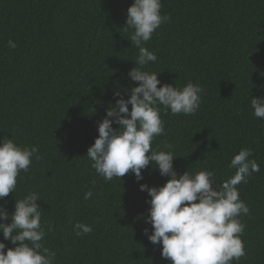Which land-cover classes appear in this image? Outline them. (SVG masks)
Masks as SVG:
<instances>
[{
    "label": "trees",
    "instance_id": "obj_1",
    "mask_svg": "<svg viewBox=\"0 0 264 264\" xmlns=\"http://www.w3.org/2000/svg\"><path fill=\"white\" fill-rule=\"evenodd\" d=\"M132 3L0 0V143L13 138L42 157L33 158L0 205L7 201L11 215L16 200L39 196L42 225H54L51 232L45 225L42 243L56 253L55 264H171L162 245L144 235L152 232L145 222L151 197L140 191V184L158 188L170 177L150 164L139 182L134 174L106 182L86 156L107 110L138 86L128 76L139 55L128 40L134 30L126 28ZM161 3L169 20L144 45L157 56L144 70L159 74L162 84L192 82L204 91L195 115H172L160 106L165 132L152 149L173 153L178 176L212 171L217 189L235 174L232 158L252 150L260 171L237 185L250 213L239 217L246 255L233 264H264V119L251 107L252 98H264V0ZM78 222L92 232L76 236ZM0 242L5 251L16 247L2 233Z\"/></svg>",
    "mask_w": 264,
    "mask_h": 264
},
{
    "label": "clouds",
    "instance_id": "obj_2",
    "mask_svg": "<svg viewBox=\"0 0 264 264\" xmlns=\"http://www.w3.org/2000/svg\"><path fill=\"white\" fill-rule=\"evenodd\" d=\"M161 8V0H133L128 8L126 28L134 30L128 40L139 50L135 67L128 76L138 86L131 88L127 100L121 97L107 110L106 118L98 125V138L86 156L106 182L113 178L120 180L126 174H134L139 182L144 178L142 170L150 164L158 169L161 177H170L158 188L140 184V191H146L151 197L145 222L151 224L152 232L149 234L145 229L144 235L153 245H162V258L171 264H233L246 255L241 239L245 225L239 217L250 213L239 198L237 185L246 184L252 173L260 171V166L255 159H250L251 149H241L230 163L235 174L217 189L212 171L195 174L185 171L178 176L173 167L176 159L173 153L152 149L155 137L165 132L160 106L172 115H195L204 91L192 82L183 88L162 84L159 74L144 70L149 63L157 61V56L144 45L169 20L168 15H161ZM8 46L15 49L17 45L9 40ZM114 96L119 97L120 93ZM251 107L256 118L264 119V98H252ZM113 124L119 129L114 130ZM33 158L42 159L35 146L22 148L7 137L0 143V200L15 192L18 176L29 171ZM92 195L89 191L84 199ZM39 200L36 193L30 192L16 200L11 215L5 206L7 201L0 205V221L11 220V223H0V233L5 241L16 245L5 251L6 244L0 242V264H55L56 253L42 243L54 225L51 221L42 225ZM74 229L76 236L93 230L79 222Z\"/></svg>",
    "mask_w": 264,
    "mask_h": 264
}]
</instances>
